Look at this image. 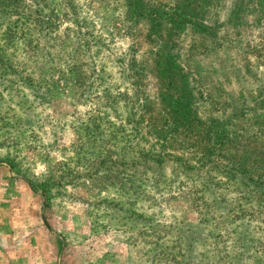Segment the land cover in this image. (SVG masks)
<instances>
[{"label":"rangeland","instance_id":"374dc122","mask_svg":"<svg viewBox=\"0 0 264 264\" xmlns=\"http://www.w3.org/2000/svg\"><path fill=\"white\" fill-rule=\"evenodd\" d=\"M4 2L0 178L19 186L0 194V264H264L262 196L217 157L106 176L161 148L140 116L157 98L148 18L126 0ZM212 2L218 34L186 29L179 51L200 115L234 133L240 112L264 118V0Z\"/></svg>","mask_w":264,"mask_h":264},{"label":"trees","instance_id":"16d2710c","mask_svg":"<svg viewBox=\"0 0 264 264\" xmlns=\"http://www.w3.org/2000/svg\"><path fill=\"white\" fill-rule=\"evenodd\" d=\"M1 2L6 3L4 0ZM126 3L134 19L148 18L150 36L156 34L153 64L158 82L157 98L155 104H150V101L141 104L140 116L148 124L147 133L154 134L160 144L154 143V146L161 148L139 150V159L134 157L128 163L132 171L124 177L115 169H111L106 176L109 174L110 179L126 184L124 179L134 177L140 166L145 170L150 164L161 168L168 161L176 162L177 166H182V163L192 165L196 156V163L202 167L217 157L224 163L221 169L240 181L243 197H251L247 196L251 193L262 196L260 205L263 207L264 118L255 117L251 121L247 113L240 112V131L234 133L232 120L203 118L197 104L198 95L179 51L181 34L186 29L200 36L215 37L218 34L214 24L207 21L212 0H126ZM135 71L139 72L138 69ZM257 105L255 113L264 110V98ZM111 162L119 163L121 160L111 159ZM186 170L191 169L188 167ZM43 187L47 192L48 184ZM204 188L207 190L209 185L205 184Z\"/></svg>","mask_w":264,"mask_h":264},{"label":"crops","instance_id":"0c3cea01","mask_svg":"<svg viewBox=\"0 0 264 264\" xmlns=\"http://www.w3.org/2000/svg\"><path fill=\"white\" fill-rule=\"evenodd\" d=\"M20 181V180H19ZM10 182H14V183H10ZM19 186V185H17V183H16V181H11V180H6V179H2V178H0V194H2L3 192H4V189H5V186H7L8 187V189L9 190H11V187L13 188L14 186ZM2 192V193H1ZM2 204V206H1V212L0 213H3L4 212V206H5V203L4 202H2L1 203ZM0 217H2V216H0ZM0 234H1V237H2V239H3V237H4V231H0ZM13 237L14 238H18V236L16 237L15 235H13ZM0 248L1 249H4L5 248V246L4 245H2V246H0Z\"/></svg>","mask_w":264,"mask_h":264}]
</instances>
